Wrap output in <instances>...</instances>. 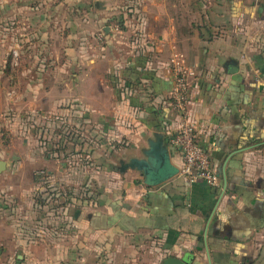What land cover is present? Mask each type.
Here are the masks:
<instances>
[{"label":"crops","instance_id":"crops-1","mask_svg":"<svg viewBox=\"0 0 264 264\" xmlns=\"http://www.w3.org/2000/svg\"><path fill=\"white\" fill-rule=\"evenodd\" d=\"M128 7L119 17L96 16L104 34L94 42L86 73L83 53L68 62L65 38L52 36L47 13L56 10L59 20L61 6L0 0V130L16 132L11 151L0 137L6 162L1 186H9L11 171L21 178L24 168L33 173L43 151L34 132L41 124L47 130L63 123L58 115L68 102L75 125L83 124L86 108V119L112 129V141L123 149L121 165L102 164L108 182L98 204L104 209L83 216L78 210L74 217L100 233L106 249L124 253L127 264H162L168 257L188 264H264V0H136ZM116 35L122 39L116 42ZM13 49L20 51L17 68L7 55ZM174 51L195 71L189 112L198 144L220 177L216 186L179 176L182 158L170 141L180 123L170 105ZM6 110L12 118L4 117ZM156 135L178 172L155 175L148 184L146 173L130 162L146 158ZM151 251L155 261L148 259Z\"/></svg>","mask_w":264,"mask_h":264},{"label":"rangeland","instance_id":"rangeland-1","mask_svg":"<svg viewBox=\"0 0 264 264\" xmlns=\"http://www.w3.org/2000/svg\"><path fill=\"white\" fill-rule=\"evenodd\" d=\"M3 1L10 5L26 3L61 6L59 20L53 15L56 10L47 13L52 17L51 26L49 25L53 32L52 36L60 34L65 38L68 62H77L78 60L74 61V58H78L75 53L82 52L84 60L80 65L81 70L90 73L92 66L90 54L97 36L103 33V29L95 22L96 16L109 14L119 17L129 9V4L136 0ZM42 15L46 16L44 13L40 16ZM116 20L120 24V21ZM130 35L129 33V39L132 38ZM122 36L116 35V42L117 39H122ZM125 45L121 47L126 52L128 50ZM13 50H7V55L12 54ZM106 70L107 67L103 66L100 74L103 75ZM73 72L72 69L71 73ZM84 78L87 77L84 75ZM10 82L8 80L7 85ZM5 95L8 98L7 91ZM8 100L12 101L10 98ZM63 109L66 111L58 116L67 117V120L62 117L63 120L60 121H64L63 123L54 122L47 130H43L44 126L41 124L39 130L36 128L38 131L34 132L43 151L37 158L38 163H33L32 167L35 168L33 173L28 174L29 171L24 168L22 174L25 177L21 178L19 172L11 171V177L7 181L9 186L2 184V187L0 184V236L4 239L0 241V264H127L121 258L124 253L116 251L113 253L112 250L106 249V239L97 236L100 233L93 231L85 221L74 219L78 210L83 216L104 209L98 204L108 182L107 172L102 166L109 161L116 167L121 165L123 149L118 146V140L116 143L112 141L114 138V134L110 133L112 129H107L109 132L105 130L97 118L86 119L84 116L86 108H83L84 120L81 125L74 124V109L68 102ZM6 113L5 118L13 117L12 111L6 110ZM23 114L25 113L20 115ZM69 117L72 119L66 123ZM23 118L24 116L20 117ZM14 131L4 127L0 130L1 143L6 151H11L15 146ZM74 133H79L76 139ZM108 152H111L109 157ZM6 156L10 163H16L10 155ZM45 158L51 160L50 166L43 163L42 160ZM20 160L22 157L18 158L17 162ZM25 173L30 176L29 179H26ZM31 179L34 184L28 182ZM20 240L23 244L16 242ZM146 248L148 251L152 250L153 245L147 243ZM148 259L155 261L154 252H148Z\"/></svg>","mask_w":264,"mask_h":264},{"label":"built area","instance_id":"built-area-1","mask_svg":"<svg viewBox=\"0 0 264 264\" xmlns=\"http://www.w3.org/2000/svg\"><path fill=\"white\" fill-rule=\"evenodd\" d=\"M20 52L12 51L11 65H19ZM172 90L170 105L180 119L175 132L170 133V141L182 158L179 176L188 182L201 180L210 186L218 185L220 177L211 167L207 151L198 144V129L189 112L191 85L195 71L191 69L182 53L174 51L170 59Z\"/></svg>","mask_w":264,"mask_h":264},{"label":"water","instance_id":"water-1","mask_svg":"<svg viewBox=\"0 0 264 264\" xmlns=\"http://www.w3.org/2000/svg\"><path fill=\"white\" fill-rule=\"evenodd\" d=\"M230 65H234V62H230ZM157 136V141H149V148L144 150L146 158L144 159H132L130 162L131 167H136L146 173V183L153 184L155 175L163 177L167 174L173 175L178 170L173 167L169 161L168 151L162 142V137ZM6 169V162L0 160V173ZM162 264H188L186 258L179 259L176 257L166 258Z\"/></svg>","mask_w":264,"mask_h":264}]
</instances>
